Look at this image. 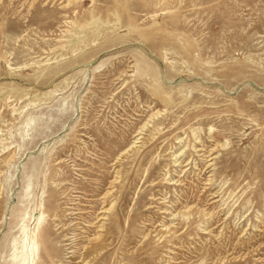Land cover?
<instances>
[{
	"label": "rangeland",
	"instance_id": "1",
	"mask_svg": "<svg viewBox=\"0 0 264 264\" xmlns=\"http://www.w3.org/2000/svg\"><path fill=\"white\" fill-rule=\"evenodd\" d=\"M31 238L264 264V0H0V264Z\"/></svg>",
	"mask_w": 264,
	"mask_h": 264
},
{
	"label": "bare ground",
	"instance_id": "2",
	"mask_svg": "<svg viewBox=\"0 0 264 264\" xmlns=\"http://www.w3.org/2000/svg\"><path fill=\"white\" fill-rule=\"evenodd\" d=\"M23 236L24 238L27 236L25 230H23ZM22 243L23 245L22 244L20 245L22 247L14 252L12 262L15 264H33L31 259L33 256L34 247L36 246L34 239L31 238L30 243L28 244H25L24 240Z\"/></svg>",
	"mask_w": 264,
	"mask_h": 264
}]
</instances>
